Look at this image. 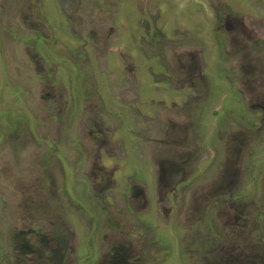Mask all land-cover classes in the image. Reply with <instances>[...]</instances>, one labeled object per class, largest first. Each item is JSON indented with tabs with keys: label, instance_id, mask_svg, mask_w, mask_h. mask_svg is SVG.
Wrapping results in <instances>:
<instances>
[{
	"label": "rangeland",
	"instance_id": "374dc122",
	"mask_svg": "<svg viewBox=\"0 0 264 264\" xmlns=\"http://www.w3.org/2000/svg\"><path fill=\"white\" fill-rule=\"evenodd\" d=\"M120 250L263 263L264 0H0V264Z\"/></svg>",
	"mask_w": 264,
	"mask_h": 264
},
{
	"label": "flooded vegetation",
	"instance_id": "af4514ba",
	"mask_svg": "<svg viewBox=\"0 0 264 264\" xmlns=\"http://www.w3.org/2000/svg\"><path fill=\"white\" fill-rule=\"evenodd\" d=\"M240 144H243V142L242 143H239V144H237V146L235 147V150H236V152H237V150L239 149L238 148V145H240ZM237 218V217H236ZM234 219V221H237V220H239V219ZM233 225V227L235 228L237 225H242V224H232ZM222 251V250H221ZM223 252V251H222ZM24 253V252H23ZM127 252L125 251V250H120L118 253H116L115 254V256L113 257V258H115V257H118V259H121L119 262H120V264H132V263H129V262H123V259L125 260V259H127L128 257H127V254H126ZM225 256L222 258V259H216V257H211V260H209V261H206V263L205 264H239V261L238 260H236L235 258H233L232 256H230L229 255V253L228 252H226L225 251ZM120 256V257H119ZM233 259H232V258ZM26 259H29V257H27ZM263 260H264V257H263ZM217 261H220L219 263L217 262ZM232 261V262H231ZM23 262H24V260H23ZM111 264H117V263H111ZM256 264V263H255ZM258 264V263H257ZM261 264H264V261H263V263H261Z\"/></svg>",
	"mask_w": 264,
	"mask_h": 264
}]
</instances>
